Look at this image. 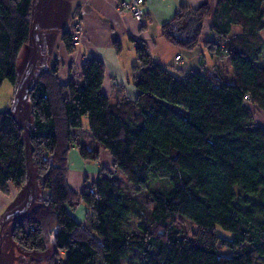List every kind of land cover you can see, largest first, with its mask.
<instances>
[{"label": "trees", "instance_id": "1", "mask_svg": "<svg viewBox=\"0 0 264 264\" xmlns=\"http://www.w3.org/2000/svg\"><path fill=\"white\" fill-rule=\"evenodd\" d=\"M36 3L0 0V87L7 81L16 90L20 51L34 40ZM263 5L264 0H217L212 11L207 5L180 6L161 35L194 50L211 18L205 46L211 57L227 59L231 78L217 69L181 81L154 65L141 45L132 71L146 70L133 103L112 104L101 93L104 65L97 59L82 64V89L61 85L58 64L49 65L40 49L41 64L26 86L30 124L0 112V192L6 195L10 185L24 190L28 170L46 191L10 222L12 241L28 252L50 250L52 264H122L131 249L144 256L143 264H264V127L253 126L251 111L264 114ZM233 27L240 34H232ZM63 40L72 53L69 31ZM84 118L92 140L110 154L134 192L151 180L167 183L164 191L149 192L151 210L105 168L81 192L70 188L72 131L82 128ZM77 145L83 159L97 160V152ZM80 201L91 227L69 213ZM130 214L139 219V233L123 230ZM179 216L194 225L191 238L175 227ZM219 248L232 252L221 254Z\"/></svg>", "mask_w": 264, "mask_h": 264}, {"label": "crops", "instance_id": "2", "mask_svg": "<svg viewBox=\"0 0 264 264\" xmlns=\"http://www.w3.org/2000/svg\"><path fill=\"white\" fill-rule=\"evenodd\" d=\"M51 1L54 2L51 8L46 5V0H39L35 4L34 20L36 22H34L38 24L37 39L34 38L31 44L24 46L20 54L25 52L26 58L23 62L27 64L34 47H39L47 55L49 65L54 62L58 64L57 77L61 85L72 83L77 89H82L84 83L81 66L85 61L93 58L104 65L101 93L112 104L133 103L138 95L136 84L146 70L132 71V68L138 64L136 49L141 45L146 49L154 65L165 67L169 73L181 81H186L196 73L217 69L223 71L228 79L231 78L227 59L220 56L211 57L205 46L211 39V18L204 21L199 46L194 50L185 51L176 47L161 35V26L172 19L180 6L196 9L207 5L212 11L217 0H142L141 22L136 21L128 11L117 10L121 2L132 0ZM68 1L73 4V11L70 14H66ZM40 7H43V10L39 16ZM49 11L53 14H49ZM75 19L82 27V35L78 43L71 40L75 50L68 53L63 36ZM235 28H232V34H240L241 30L234 32ZM200 48L201 51L198 52ZM176 57L179 59L175 60ZM18 70L17 62V74ZM86 120V118L83 119L82 128L72 131L75 144L68 153L67 182L75 192H81L86 184L90 185L101 168L110 172L113 180L118 178L113 176L111 171L114 167L112 157L92 140ZM77 144L97 152V160L83 159ZM9 204L10 199L0 192V214ZM69 213L76 221L88 227L93 224L88 208L82 201L70 208Z\"/></svg>", "mask_w": 264, "mask_h": 264}, {"label": "rangeland", "instance_id": "3", "mask_svg": "<svg viewBox=\"0 0 264 264\" xmlns=\"http://www.w3.org/2000/svg\"><path fill=\"white\" fill-rule=\"evenodd\" d=\"M35 2L38 0H34ZM54 4L51 0H46V5L48 7H52ZM68 12L66 14H70L73 11V4L72 2L68 1ZM264 9V5H263ZM43 10V7H40L39 9V16ZM49 14H53V12L49 11ZM38 16V19H39ZM36 22V21H35ZM241 29L239 27H236L235 31H240ZM34 34L37 36L38 32V24L35 23V30ZM260 36L262 39H264V30L260 32ZM201 51V48L198 50V52ZM25 52H22L19 54L18 57V74H17V83L22 79L23 71L26 66V63L23 61L25 60ZM209 60V58H207ZM260 65L264 68V53L262 55V58L260 59ZM181 76V75H180ZM179 76V77H180ZM15 90L13 86L5 81L2 83L0 87V112H10L12 113V110L15 105ZM252 115H253V126H261L264 127V114L257 108H251ZM15 118L18 122L22 124L29 125L30 124V104L27 99H23L19 108L17 109L15 113ZM87 121V120H86ZM113 176H117V179H114L119 185L123 191L128 193L131 197L135 198L140 204H142L145 208L148 210H151L153 207V203L149 197L150 191H164L167 187V183L163 179L159 180H151L149 184L147 185V189L141 190L140 192H134L132 186L127 182L125 176L122 172H120L115 167H112L111 169ZM38 195L43 196L45 195V190H38ZM23 193V189L15 188L14 186L10 185L8 188V193L4 195L5 197H8L10 199V204H15L18 199L21 198ZM13 199V200H12ZM9 204V205H10ZM8 205V207H9ZM10 205V206H11ZM10 208V207H9ZM4 213V212H3ZM2 213V214H3ZM2 214H0L2 216ZM1 218V217H0ZM139 222V219L134 216L133 214H130L128 218L125 220L123 224V230L125 233H139L137 229V224ZM174 225L177 228V230L180 233V236L191 238L193 236V232L195 230L194 225L191 223L190 220H188L185 217L179 216L175 218ZM10 227L11 223H7L4 225L2 232H1V238H2V245H1V255H0V264H52L49 260L50 256V250H47L44 253H35V252H28L20 249L11 239L10 237ZM221 233V231H219ZM221 234H226L225 232H222ZM230 236V235H228ZM232 251L228 250L226 248H219V253L221 254H230ZM98 264H101L99 260H97ZM145 262L144 256L138 252L137 250H129L127 253V256L123 259L122 264H143Z\"/></svg>", "mask_w": 264, "mask_h": 264}, {"label": "water", "instance_id": "4", "mask_svg": "<svg viewBox=\"0 0 264 264\" xmlns=\"http://www.w3.org/2000/svg\"><path fill=\"white\" fill-rule=\"evenodd\" d=\"M39 1V0H38ZM36 1V2H38ZM35 30V22L32 23V37L36 38V35L34 34ZM37 39V38H36ZM40 54V48L33 49L32 56L28 63L26 64V67L23 71V77L22 79L17 83L16 90H15V105L12 110V114L15 115L17 109L19 108L22 100L28 99L27 98V83L29 82L32 75L38 70L41 62L38 60V56ZM28 131H26L27 134ZM26 153H27V145H26ZM26 161L28 163V158H26ZM39 187L36 182L33 181V179L30 176V171L28 170V181L25 189L23 190L22 196L18 201L13 204L9 205L7 209L4 211L0 218V246L2 243L1 238V232L5 224L11 222L14 218L23 215L27 211L30 210L33 203L36 201V199L39 197L38 191Z\"/></svg>", "mask_w": 264, "mask_h": 264}, {"label": "built area", "instance_id": "5", "mask_svg": "<svg viewBox=\"0 0 264 264\" xmlns=\"http://www.w3.org/2000/svg\"><path fill=\"white\" fill-rule=\"evenodd\" d=\"M142 4V0H132L130 2H121L117 10L118 11H128L131 16L138 22H141L142 20V12L140 10V5ZM69 33L72 38V41L75 43H78L80 41L81 35H82V27L78 20H74L72 22L71 27H69ZM179 57H176L175 60H178ZM245 99H248V96L245 97Z\"/></svg>", "mask_w": 264, "mask_h": 264}, {"label": "flooded vegetation", "instance_id": "6", "mask_svg": "<svg viewBox=\"0 0 264 264\" xmlns=\"http://www.w3.org/2000/svg\"><path fill=\"white\" fill-rule=\"evenodd\" d=\"M2 245V244H1ZM0 255H1V246H0Z\"/></svg>", "mask_w": 264, "mask_h": 264}]
</instances>
